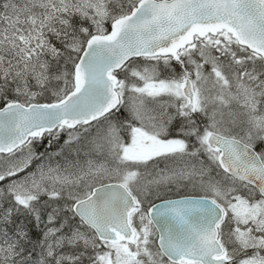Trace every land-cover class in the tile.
I'll list each match as a JSON object with an SVG mask.
<instances>
[{
	"label": "snow or ice",
	"instance_id": "obj_1",
	"mask_svg": "<svg viewBox=\"0 0 264 264\" xmlns=\"http://www.w3.org/2000/svg\"><path fill=\"white\" fill-rule=\"evenodd\" d=\"M0 264H264V0H0Z\"/></svg>",
	"mask_w": 264,
	"mask_h": 264
}]
</instances>
